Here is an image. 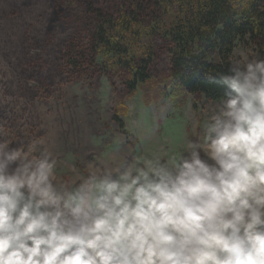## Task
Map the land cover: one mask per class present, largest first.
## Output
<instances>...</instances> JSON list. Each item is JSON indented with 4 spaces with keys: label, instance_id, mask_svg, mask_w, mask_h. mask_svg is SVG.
I'll use <instances>...</instances> for the list:
<instances>
[{
    "label": "clouds",
    "instance_id": "obj_1",
    "mask_svg": "<svg viewBox=\"0 0 264 264\" xmlns=\"http://www.w3.org/2000/svg\"><path fill=\"white\" fill-rule=\"evenodd\" d=\"M227 64L195 138L72 177L0 75V264H264V56Z\"/></svg>",
    "mask_w": 264,
    "mask_h": 264
},
{
    "label": "trees",
    "instance_id": "obj_2",
    "mask_svg": "<svg viewBox=\"0 0 264 264\" xmlns=\"http://www.w3.org/2000/svg\"><path fill=\"white\" fill-rule=\"evenodd\" d=\"M237 44L264 56V0H0L11 90L34 105L57 85L105 78L124 135V101L139 90L145 105L169 98L178 109L189 95L216 102L214 74Z\"/></svg>",
    "mask_w": 264,
    "mask_h": 264
},
{
    "label": "rangeland",
    "instance_id": "obj_3",
    "mask_svg": "<svg viewBox=\"0 0 264 264\" xmlns=\"http://www.w3.org/2000/svg\"><path fill=\"white\" fill-rule=\"evenodd\" d=\"M245 52L256 54L251 46L237 44L232 56ZM231 56V57H232ZM7 71L0 62V75ZM45 102L29 105V134L55 142V152L62 160L61 171L72 177L70 168H86L113 155H164L195 138V125L207 120L216 102L189 95L185 105L173 109L171 100L145 105L142 91L124 101L127 114L121 115L125 135L112 120L118 104L113 88L105 78L96 85L86 81L57 85ZM196 105V109L193 108Z\"/></svg>",
    "mask_w": 264,
    "mask_h": 264
}]
</instances>
